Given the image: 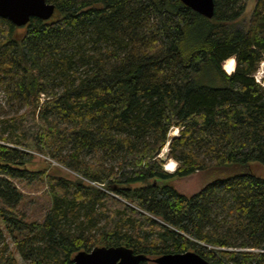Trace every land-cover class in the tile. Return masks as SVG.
I'll return each mask as SVG.
<instances>
[{"label":"trees","instance_id":"16d2710c","mask_svg":"<svg viewBox=\"0 0 264 264\" xmlns=\"http://www.w3.org/2000/svg\"><path fill=\"white\" fill-rule=\"evenodd\" d=\"M46 1L47 20L0 18V264L117 245L264 264V0L243 26L245 0H214L211 18L180 0ZM34 152L75 176L28 168ZM198 171L190 195L168 183ZM13 179L44 184L42 220Z\"/></svg>","mask_w":264,"mask_h":264},{"label":"water","instance_id":"95a60500","mask_svg":"<svg viewBox=\"0 0 264 264\" xmlns=\"http://www.w3.org/2000/svg\"><path fill=\"white\" fill-rule=\"evenodd\" d=\"M180 1L207 18L214 14V0ZM54 10V3L46 0H0V18H6L16 26L25 25L31 17L47 20ZM160 158L165 160V154L161 153ZM146 259L156 264H215L192 250L148 257L143 253H134L124 245L95 246L90 251L80 250L74 255L73 264H139Z\"/></svg>","mask_w":264,"mask_h":264},{"label":"rangeland","instance_id":"374dc122","mask_svg":"<svg viewBox=\"0 0 264 264\" xmlns=\"http://www.w3.org/2000/svg\"><path fill=\"white\" fill-rule=\"evenodd\" d=\"M256 0H245V9L242 13L241 18L237 25L243 26L244 24L248 23V19L253 9ZM226 62V63H225ZM231 59L225 60L222 64V68L226 72H231ZM260 64H258V68L255 71V75L258 76L260 73ZM234 68V67H233ZM1 98V97H0ZM177 133L175 128H172L171 135ZM166 151L164 149L163 153ZM49 163L51 165H49ZM166 170L172 172L175 166V161L169 159L164 164ZM30 169L42 170L45 169L47 172H53L58 175H62L65 177L72 178L75 174L70 171L69 169L59 165L58 163L52 161L45 155L34 152L33 160L27 165ZM252 168L254 172L264 178V166L259 163H253ZM208 179V174L205 171H198L190 176L185 177H173L171 178L168 183L173 186L178 192L190 195L196 191H198ZM13 183L19 189L22 194V202L20 204V209L26 214L27 217L34 218L37 220H42L47 208L49 207V197L45 193L44 184L40 180L35 181H19L13 179ZM2 203L0 202V206ZM6 242L9 243L10 249L14 251V246L11 242L10 236L4 230ZM15 256L19 262V264H25L24 261L21 259L18 253H15Z\"/></svg>","mask_w":264,"mask_h":264},{"label":"built area","instance_id":"2783aa9c","mask_svg":"<svg viewBox=\"0 0 264 264\" xmlns=\"http://www.w3.org/2000/svg\"><path fill=\"white\" fill-rule=\"evenodd\" d=\"M261 70H260V73L258 76L254 75L255 77V80L258 82V83H261L263 82L264 80V61H262V64L260 66ZM0 95H1V92H0Z\"/></svg>","mask_w":264,"mask_h":264},{"label":"crops","instance_id":"0c3cea01","mask_svg":"<svg viewBox=\"0 0 264 264\" xmlns=\"http://www.w3.org/2000/svg\"><path fill=\"white\" fill-rule=\"evenodd\" d=\"M231 68H232V66H231Z\"/></svg>","mask_w":264,"mask_h":264},{"label":"bare ground","instance_id":"6f19581e","mask_svg":"<svg viewBox=\"0 0 264 264\" xmlns=\"http://www.w3.org/2000/svg\"><path fill=\"white\" fill-rule=\"evenodd\" d=\"M175 167V166H174Z\"/></svg>","mask_w":264,"mask_h":264}]
</instances>
